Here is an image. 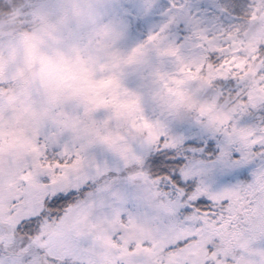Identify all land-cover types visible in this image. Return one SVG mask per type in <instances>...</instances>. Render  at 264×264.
Wrapping results in <instances>:
<instances>
[{
  "label": "snow or ice",
  "instance_id": "1",
  "mask_svg": "<svg viewBox=\"0 0 264 264\" xmlns=\"http://www.w3.org/2000/svg\"><path fill=\"white\" fill-rule=\"evenodd\" d=\"M89 7L32 0L24 11ZM100 20L82 55L116 66L93 79L118 77L135 110H78L73 134L54 109L11 184L0 157V264H84L50 254L47 230L91 205L90 241L96 208L114 222L109 210L121 203L108 232L114 264H264V0H108ZM157 84L169 89L162 105ZM116 133L121 143L136 136L127 157L103 140ZM141 176L162 207L145 236L128 240L140 225Z\"/></svg>",
  "mask_w": 264,
  "mask_h": 264
},
{
  "label": "trees",
  "instance_id": "2",
  "mask_svg": "<svg viewBox=\"0 0 264 264\" xmlns=\"http://www.w3.org/2000/svg\"><path fill=\"white\" fill-rule=\"evenodd\" d=\"M80 0H55L57 5H67L80 3ZM32 0H0V102L10 101L9 107H5L0 111V153L5 162L4 174L12 166V160L15 162H21V169L26 166L25 162L27 158H24L28 151L26 148H30L31 154L35 151L34 137L36 130L45 121L52 120L53 109H56V104L51 99L40 100V87L42 79V70L45 66L44 58L45 55L41 49H33L30 51L29 47L34 44L35 38H39V28L42 15L39 12L33 13L30 16L25 14V6L31 3ZM108 2L103 0L102 7ZM101 13H94V18L87 19L84 14L77 15L75 17L76 23L79 22L80 27H85L89 34V39L96 35L97 29H93L99 23L96 20L101 17ZM67 12V11H63ZM63 12L49 11L52 21L59 22L65 17H61ZM68 14V13H67ZM66 14V15H67ZM88 23V26H87ZM96 23V24H95ZM10 33V34H9ZM30 51V52H29ZM89 64H94L93 68H85L86 73L84 76L86 79L90 76H96L97 73L109 71V64L99 63L98 57L91 59ZM170 68V67H169ZM105 82L113 81L119 83V79L116 76H101ZM178 84L180 82H177ZM35 87V88H34ZM5 88L7 91H5ZM179 100L183 102L185 97L184 94L179 91ZM67 104L69 101L72 102L71 106L67 111H64L63 106L61 110L66 114L64 120L61 122L65 128L69 129L73 134L76 133L79 127V121L74 119V114L79 110L85 115H88L91 110L96 106L102 105L99 96L91 95L86 96L83 89L75 90L71 92L69 90L63 91L60 94ZM85 100L82 105H78V100ZM40 100V101H39ZM106 104L114 105L118 110V116H130L135 110L133 105L131 108L121 107L117 95L109 94L107 99L104 100ZM128 104V102H127ZM124 136L116 133L103 137L105 143L109 146L115 141L123 139ZM130 139L136 140V136H132ZM16 146V147H15ZM20 169V170H21ZM137 188L140 187L137 185ZM139 201L141 203V213L137 214L136 219L143 220V216L151 217L148 213L143 211V201L141 196L138 194ZM122 206V204H121ZM102 207H97V217L100 216ZM113 213L114 222L112 226L118 222L119 213L123 211L122 207H115ZM110 211V210H109ZM107 217V215L105 216ZM107 222V220H106ZM141 227L138 226L136 231L133 233H141ZM129 234H131L129 232ZM128 239V238H127Z\"/></svg>",
  "mask_w": 264,
  "mask_h": 264
},
{
  "label": "rangeland",
  "instance_id": "3",
  "mask_svg": "<svg viewBox=\"0 0 264 264\" xmlns=\"http://www.w3.org/2000/svg\"><path fill=\"white\" fill-rule=\"evenodd\" d=\"M79 2L85 5H91L85 12L81 13L84 14L88 20H90L91 17H95V15H93L94 13H101L100 10H103L101 6L103 0H80ZM66 14L67 12L62 13L61 17H65L60 22L59 20L54 22L49 13H44L41 17L43 22L40 24L38 34L40 39L35 38L34 41L36 42L29 47L30 51L33 49H41L42 53L45 55V66L41 73L40 100L51 99L52 102L56 104V109H60L59 114L61 115L63 113L61 106H63L65 101L60 98V94L66 90L74 92L75 90L83 89L87 97L91 95L99 96L102 105L106 104L104 101L106 97L112 94L117 95V100L120 101L118 103L122 105L121 107L131 108L134 104L129 102L127 104L126 101L120 100V93L117 90L121 88V85L118 83L113 81L107 83L103 79L102 81H95L93 79L94 76H90V78L86 79L84 76L86 73L85 68L94 67V64H89V62L96 56L88 55L86 59L84 58L82 53L86 50L85 42L89 40L88 31L85 27H80L79 22L76 23L74 15ZM96 23H101L100 18L96 20ZM93 29H96V27ZM260 37H264V30L257 33V38ZM113 67L116 66L109 65V69ZM169 67H171V65H169ZM101 72L103 73L102 70ZM168 91L169 89L166 84H157L154 86L153 99L158 105L167 103ZM175 94L177 96L179 95L178 89ZM9 98L14 99L12 96ZM12 99L6 101L7 104L1 101L0 111L7 107ZM84 102L85 100L81 99L78 100L77 104L82 105ZM63 116L66 117V114H63ZM61 122L62 121H60V123ZM121 141H125V138L115 141L110 147L118 151L121 157H127L131 152L132 144L135 140L129 138L124 143H121ZM26 151L30 152V148H26ZM126 163L130 165L132 161L126 160ZM19 165L20 164L13 161L8 173L4 174L8 178L9 184H11L19 174ZM133 179L140 187V189L138 188V194L141 196V201H143L142 208H146L147 211L144 212L151 215V217L148 218L147 216H143V220H139V226L142 228L141 233H128V240H136L138 237L145 236L147 232L146 226L154 219L152 213L159 207H162L153 203L155 194L149 190L144 177H133ZM115 207L116 206H112L110 208V214L112 216L116 210ZM167 210L171 211L170 208ZM100 211V216L102 217H97L98 212L96 211L97 223L95 225L99 231L95 236L91 237L90 241L88 218L93 214L91 205L81 207L70 219H66L54 228H49L47 230L48 239L45 241V245L49 248V253L53 255L59 254L61 258L65 255L73 256L74 258L82 259L84 264H114L112 260L111 237L108 235L109 229H113L114 225L112 226V222H109L108 216L105 217L104 209L102 208ZM3 222L5 224L8 223L6 220ZM105 224H107L106 227ZM83 241H89L87 247H82Z\"/></svg>",
  "mask_w": 264,
  "mask_h": 264
},
{
  "label": "bare ground",
  "instance_id": "4",
  "mask_svg": "<svg viewBox=\"0 0 264 264\" xmlns=\"http://www.w3.org/2000/svg\"><path fill=\"white\" fill-rule=\"evenodd\" d=\"M30 155H31V152H27V154H26L25 156H23V157H24V158H27V157L30 156ZM13 161H14V160H12V162H13ZM20 161H21V162H19V161L17 162V164H20V165H19V169H21V163H23V162H22V161H23V158H22V160H21V158H20ZM25 162H27V160H26ZM9 170H10V169H9ZM9 170H7L6 173H8ZM19 171H20V170H19Z\"/></svg>",
  "mask_w": 264,
  "mask_h": 264
}]
</instances>
